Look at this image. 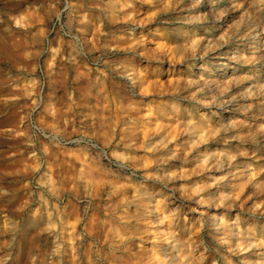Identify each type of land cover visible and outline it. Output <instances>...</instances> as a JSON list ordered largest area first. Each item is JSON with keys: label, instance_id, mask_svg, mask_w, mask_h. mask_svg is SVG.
Instances as JSON below:
<instances>
[{"label": "clouds", "instance_id": "clouds-1", "mask_svg": "<svg viewBox=\"0 0 264 264\" xmlns=\"http://www.w3.org/2000/svg\"><path fill=\"white\" fill-rule=\"evenodd\" d=\"M186 8L184 0H177L171 12L165 5L158 18L146 23L148 9L138 13L134 0L120 6L123 22L134 26L133 35L120 44L131 57L125 77L134 86L130 104L139 105L151 117L154 133L163 137L152 147L182 161L163 178L172 188L154 206L158 231L144 234L154 244L167 242L174 255H154L149 264H234L233 257L264 249V221L259 235L252 226L258 210L264 215V179H257L264 166L256 165L264 156L255 155L264 153V142L249 144L241 135L237 113L251 111L252 105L238 109L233 91H240L235 76L248 62L239 55L243 48L254 40L259 61H264V0H209L207 7L195 9L198 16ZM245 34L250 39L238 47ZM162 40L174 46L176 56L161 50ZM246 79L242 95L264 96V76ZM150 82L155 86L147 96ZM157 100L163 107L149 110L147 105ZM140 143H145L142 134ZM239 264H264V253Z\"/></svg>", "mask_w": 264, "mask_h": 264}, {"label": "rangeland", "instance_id": "rangeland-1", "mask_svg": "<svg viewBox=\"0 0 264 264\" xmlns=\"http://www.w3.org/2000/svg\"><path fill=\"white\" fill-rule=\"evenodd\" d=\"M100 1L105 4L110 0ZM134 1L138 6L137 12L148 9L145 13L144 22L146 23H151L158 18L161 15L159 9L165 5L171 12L172 6L177 2V0H149L146 4L144 0ZM187 2L188 0H184V4L188 5L186 11H192L197 16L199 13H195V9L208 6L207 0H200L199 3L193 0L191 4ZM224 2L225 0L221 1V3ZM77 4L79 6L84 3L81 0H0V264H39L40 261L32 263L34 262L33 259L29 258L28 261L27 259L22 261V258L24 252L30 257L39 258L45 251L44 239L48 237V232H43L41 234L42 239H39V232L33 230H36L35 224L37 223H40L42 229L46 228L43 219L44 214H56L59 204L56 196L61 190L60 168L64 158H68L66 160L68 185L74 186L77 180L78 186L80 182L79 166L74 163L75 159L77 160L79 157L78 153L70 150L65 151L64 145L70 146L71 142L90 143L97 149L94 150L95 153H103L105 162L115 160L110 156V152L117 144L121 149L132 152L133 156L140 160L139 162L135 159L128 163L139 172L140 176L136 183L144 190L151 191L155 203L161 198V194L162 196L171 195L172 185L163 178L167 176L172 167L182 166V161L172 157L166 150H149L152 149L151 146L140 143L141 134L143 139L145 138L144 140H148V142L159 141L163 137L154 133L151 117L146 118L144 113L140 111L139 105L134 106L132 110H118L112 104L113 99L124 104H130V100L135 95L132 81L125 82L123 77H112L111 82L116 87L111 95L106 96L107 99L110 96L112 102H110L111 106H107V103L102 102L103 96L98 97L99 88L89 92L86 89L87 83H85L80 85L82 92L77 90L76 83L73 84L77 76L69 55H63L53 67V71L49 73V78L47 77L45 59L46 53L51 52V41H54L56 48L62 44H66L65 48H69L71 41L76 39L78 32L73 31L72 34L66 23H68L69 18H72L71 6L75 7ZM126 28L128 30L113 32L110 36L104 37L102 45L107 43L112 45L111 49H122L120 47L121 42L133 35L134 26L127 24ZM47 32L50 38L45 37ZM232 39L229 40V44L232 43ZM248 39L250 38L247 34L241 36L240 40L237 41L238 47H243V42ZM160 43L161 50L167 49L170 55L176 56L174 55L176 54L174 46L163 40ZM256 49L255 46L249 44L248 47L239 52V55L248 61L242 65V69L247 68L253 71L238 70L235 78L241 82L237 85L240 91L237 92L236 88L233 89L237 95L238 109L243 108L246 104H251L255 110L254 112L238 111L237 113V119L241 122L239 129L241 135L246 140H250L249 144L254 145L264 142V96L246 97L242 95V92L248 76L253 74L258 78L264 76V61H259ZM114 55L107 58L108 63L112 65H115L117 60L121 61L129 57L128 55ZM94 67L99 69L98 71H103L102 67L97 65ZM101 73L103 72H98L93 77L94 81L101 79ZM159 83L161 89L165 88L164 81L161 80ZM154 86L155 82H150L149 86L145 88L147 96L152 95ZM47 91L50 101L54 103L53 112H49L45 108ZM158 102L157 100L147 105L148 109L151 111L161 109L162 104ZM72 103L80 104V106L71 107ZM119 115L123 122L117 128L111 129L106 126L105 120L116 119ZM131 116L137 121V131L132 134L137 138L130 144L131 137L127 130L123 141L114 135L119 127L120 129L131 127L129 126V117ZM88 117L89 119H87ZM146 128L148 129L146 130ZM176 131L178 132L179 129ZM146 132L147 136L150 137L145 135ZM113 136L115 137L114 141ZM106 138L113 143L103 144ZM164 153L165 156H163ZM255 155L264 156V153L257 152ZM162 157L165 160L163 165L162 162L156 161L162 160ZM247 159L252 160L253 156L250 154ZM145 160L148 162H144ZM114 165L115 168L112 171L116 170L118 163L114 161ZM256 165L258 167L264 166V160L257 159ZM108 170H106L108 175H112V171ZM133 172V169H129V174L135 175ZM50 177L56 191L52 190ZM257 179H264V173H261ZM131 193V195L128 194V198L130 196L128 201L133 200L134 193ZM247 194L248 192L245 191L241 199H244ZM84 200L80 199L79 202L83 203ZM107 200L108 198L105 196L104 202L106 203ZM65 202L66 200L62 202V205ZM251 203L252 201H248V204ZM134 211L131 213H135ZM154 213H149V217L144 213L139 222L135 221V218L132 219L133 225L142 226V228L138 227L136 233L131 234V237H136L134 253L143 252L148 263L150 260L148 257L150 258L152 252L159 249L153 248L155 245L150 235H144L158 231L155 225L159 214L156 211ZM137 214L142 215V213ZM262 221H264V215L258 210L255 213V223L252 225L256 228L257 235L260 234L258 225ZM159 244L165 249L169 257L174 255V249L166 242ZM262 253H264V249H253L251 252L242 253L233 257L234 264H239L245 259L256 261L260 259ZM131 260L132 257H123L122 263L129 264Z\"/></svg>", "mask_w": 264, "mask_h": 264}, {"label": "bare ground", "instance_id": "bare-ground-1", "mask_svg": "<svg viewBox=\"0 0 264 264\" xmlns=\"http://www.w3.org/2000/svg\"><path fill=\"white\" fill-rule=\"evenodd\" d=\"M81 1H83V5L78 6L77 4V6L75 7L71 6L70 13L72 14V18H69L68 23H66L67 28L70 29L72 34L73 31L78 32L76 39L73 38L74 41H71L69 48H65L66 44H62L61 46H58V48H56L54 47V41H51V52L46 53L47 57L45 59V68L48 72L46 73V75L49 78V73L53 71V67L57 62H59V59L65 54L69 55L72 67H74V71L77 76L75 81H73V84L76 83L77 90L79 92H82L80 85L87 83L86 89L89 90V92L97 90L99 88L97 92L98 97L103 96L102 102H104V104L107 103V106H111V103L114 101L112 104L114 105V107H116V109L132 110L134 108L132 104H124L118 100L115 101L114 99L111 102L110 96L108 97V99L106 97L108 95H111L112 91H114L116 87L115 84L111 82V80L115 76L125 78L127 71L131 70V59H128L130 58V56L128 55L129 57L127 59H123L121 61L117 60L115 65H112L108 63L107 58L114 54L117 56L127 54L123 49H111V44L109 45L106 43L102 45L104 37L110 36V34H112L113 32H123L125 30H128L126 28L127 24H125L122 20L123 14L120 11V6L125 2V0H110L105 4H102L100 0ZM221 1L222 0H219V3H221ZM207 2H209V0H207ZM213 6L219 8V4ZM137 7L138 6L136 5V11ZM46 34L45 37L47 36L46 38H50L48 37V32ZM69 36L71 37V35ZM239 44L241 45V43ZM251 44L256 48L258 47L254 40ZM94 65L102 67L103 71H98L99 69H95L96 66L94 67ZM98 72L103 73H101V79L95 80V82L93 77L96 76ZM135 79L136 78L134 76L133 80ZM46 89L49 90V88L47 87ZM46 98L47 101L45 108L47 111L53 112L54 103L50 101L48 91ZM72 106L76 107L80 106V104L72 103L71 107ZM73 109L76 110V108ZM254 111L255 110L252 107L251 112ZM87 119H89V117ZM116 119L111 118L105 120L106 126L110 127L111 129H114L115 127L117 128L118 125L123 122V120L121 119L120 115L119 117H116ZM129 124V126L131 127H128L126 129H120L119 127L117 131H115L114 136L117 139L120 138V141H123L126 135L125 132L127 130L131 137V144L137 138V136L132 135L137 131L136 119L132 116L129 117ZM105 128L107 129V127ZM147 129L148 128H146V130ZM147 132L145 133L146 136ZM207 135L208 130L205 129V139L207 138ZM114 136L112 137L113 141L115 138ZM144 141V144H147L151 147L158 142L157 140H153L152 142H148V140ZM249 141L250 140H247V142ZM106 143L111 144L113 142L106 138L103 144L107 145ZM64 149L65 151L70 150L78 153L79 157H77V160L75 159L74 163H77L79 166V185L77 186V180L75 182V185L73 183L74 186L70 187L68 185V180L66 178V166L68 165L66 164V160L68 158L65 156L66 158L63 159V163L61 161V190L56 196L59 203L57 206L56 214H44L45 216H43V219L46 228L42 229L40 223H37L35 224L36 230H33L39 232V239H42L41 234L43 232H48V237L44 239L45 251L39 258H35V256L30 257L24 252L22 261L24 259H27L28 261L29 258H31L34 261L32 263L40 261L39 264H126L122 263V258L132 257V260L129 264H149L146 261L147 258H145V254L143 252L139 251L134 253V250L136 249L134 243L136 237H131V234L136 233L135 231L138 230V227H140V225L137 224L133 225L132 219L135 218V221L139 222L144 216V213H146V215L149 217V213L155 212L154 206L156 205L154 196L152 195L151 191H146L142 187L137 185L136 180L140 176L139 172L134 170V168H132V165L128 164L129 162L131 163V161L133 162L135 159H137V161L139 162L140 160L136 158V156H133L132 152H129L128 150L126 151L123 148L121 149L118 144L115 145L113 151L110 152V156H112V158H115V160H111L109 162H105L103 153H95L94 150L97 149H95V147H93L90 143L71 142L70 146L64 145ZM133 150L135 149L133 148ZM151 150L156 151L159 149L152 147ZM161 155L159 156L161 157ZM153 156L155 157L156 155L154 154ZM163 156H165V153L163 154ZM114 161L118 163V167L115 171H112L115 168ZM146 161L147 160H145L144 162ZM156 161L162 162L163 165V162L165 160L163 158L162 160ZM168 164L170 163L168 162ZM107 169L112 171V175H108V173L106 172ZM129 169H133V173L135 175L129 174ZM49 180L51 182V186L53 187L54 183L52 182L53 180L51 179V177L49 178ZM129 185H131L132 187H130ZM100 191L102 194L100 193ZM129 192L134 193L132 196L133 200L131 199V201H128L130 200V196L128 198V194H130ZM105 196H107L108 198L106 203L104 202ZM67 197L68 199H66ZM80 199H85V202L80 203ZM65 200V204L62 205V202ZM133 210H135V213H131L133 212ZM137 213H142V215H139ZM140 228H142V226ZM50 234L51 236H49ZM44 236L46 235L44 234ZM141 240L143 241V239ZM143 243H145V241H143ZM154 245V249H159H156L155 252H152V256H150V258L148 257V259H150L149 262L152 260L154 255H159L162 258L169 257V255L166 254L165 249H163L159 243H155Z\"/></svg>", "mask_w": 264, "mask_h": 264}]
</instances>
